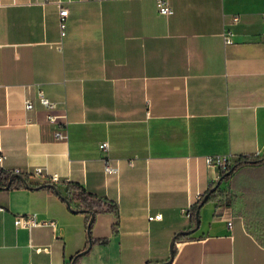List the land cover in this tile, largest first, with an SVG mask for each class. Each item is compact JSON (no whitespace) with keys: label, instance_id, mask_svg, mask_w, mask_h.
Returning a JSON list of instances; mask_svg holds the SVG:
<instances>
[{"label":"crops","instance_id":"crops-1","mask_svg":"<svg viewBox=\"0 0 264 264\" xmlns=\"http://www.w3.org/2000/svg\"><path fill=\"white\" fill-rule=\"evenodd\" d=\"M0 1V168L29 185L0 190V264H72L87 249L85 215L30 189L54 176L63 197L77 183L119 208L92 228L108 244L75 264H264L232 199L259 168L221 181L206 163L264 156V0H168V16L157 0ZM58 2L69 10L64 37ZM38 90L67 116L69 141L55 140ZM107 158L118 175L105 173ZM211 187L231 204L209 201L195 228L183 213ZM29 214L56 228L15 226Z\"/></svg>","mask_w":264,"mask_h":264},{"label":"trees","instance_id":"trees-1","mask_svg":"<svg viewBox=\"0 0 264 264\" xmlns=\"http://www.w3.org/2000/svg\"><path fill=\"white\" fill-rule=\"evenodd\" d=\"M244 168H259V170L255 171L256 174L260 175L259 181L245 182L238 186H233V209H237V204L241 203V209L238 211V213L244 217L248 230L251 231L264 245V156L256 158H240L228 172L222 173L221 181L229 179L239 169ZM13 175H17L18 177L13 180L11 186L9 187V181ZM19 177H25L28 179V176L25 174L5 171L0 168V190L28 188L23 184ZM64 185L66 186V197H63L58 192L57 186L50 182L30 189L52 190L69 205L71 210L73 208L74 212L85 215L89 233V245L85 250L87 253L93 246L108 244L107 239H94L92 237V228L95 223V219L99 214L112 213L118 215V206L108 199L100 198L96 195L88 193L81 185L77 183H64ZM213 189L214 188L211 187L205 193V195H203V199L197 202L191 208V220L195 225V228L199 227L200 225L199 213L201 208L206 203L216 198ZM223 200H226L227 204H231L227 195L225 198H223ZM92 218L93 221L90 222ZM81 255L82 253H79L74 259L76 260V258L80 257ZM174 256L175 252L173 251L171 260L174 258Z\"/></svg>","mask_w":264,"mask_h":264},{"label":"built area","instance_id":"built-area-1","mask_svg":"<svg viewBox=\"0 0 264 264\" xmlns=\"http://www.w3.org/2000/svg\"><path fill=\"white\" fill-rule=\"evenodd\" d=\"M50 3V0H33V5L37 6H46ZM58 5L60 7V17H61V29H62V36L65 35V29H66V22L67 18L69 16V10L64 7V4L62 2H58ZM3 6V4L0 1V8ZM157 8L160 15L168 16L172 13L171 7L169 5L168 0H157ZM239 22L238 17H234L232 21V25H236ZM234 33L231 30H227L224 33V41L226 45L233 44L234 40ZM37 101L38 103L47 111V117L46 121L47 123L53 127L54 129V138L58 142H67L69 141V131H68V119L66 115H60L57 113L58 105L57 103H54L50 101L44 92L42 90H38L37 93ZM35 108V104L33 101H27L25 109L27 111H32ZM101 151L105 153L106 155L110 151V144L108 142L101 143L100 147ZM0 160H2V157L0 156ZM105 161V173L109 175H118L120 170L117 163L111 161L110 159H104ZM206 163L210 167H216L221 171V173L228 172L234 165V163L231 161L230 157L227 156H215V157H208L206 159ZM34 177L38 178H45L44 177V171L43 169H36L33 173ZM52 183V184H59V179L54 177H48L46 183ZM226 195H219L217 192H215V197L219 199L225 198ZM203 199V195H199L197 198V202ZM187 218L191 219V209L184 211L183 213ZM160 217H151L150 220L159 219ZM14 224L18 228H26V229H32V228H39V227H47L51 229L56 228V223L54 221H47L42 220L38 217L37 214H29L24 216H17L15 218ZM231 221H228V227L231 228Z\"/></svg>","mask_w":264,"mask_h":264},{"label":"water","instance_id":"water-1","mask_svg":"<svg viewBox=\"0 0 264 264\" xmlns=\"http://www.w3.org/2000/svg\"><path fill=\"white\" fill-rule=\"evenodd\" d=\"M17 177H18L17 175H13V176L10 178V181H9V187L11 186L13 180H14L15 178H17ZM19 178L21 179V181L23 182V184H24L26 187L29 188L28 182H27L23 177H19ZM216 190H217V188H216V189H213V192H216ZM92 221H93V218L91 219L90 222H92ZM182 234H188V233H182ZM86 253H87V252L85 251V252H83L82 254H86ZM72 264H75V259L73 260Z\"/></svg>","mask_w":264,"mask_h":264}]
</instances>
